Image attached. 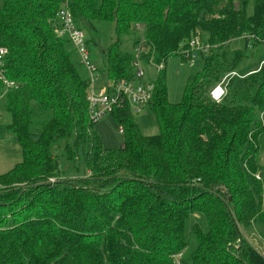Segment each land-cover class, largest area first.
I'll use <instances>...</instances> for the list:
<instances>
[{
	"label": "trees",
	"instance_id": "1",
	"mask_svg": "<svg viewBox=\"0 0 264 264\" xmlns=\"http://www.w3.org/2000/svg\"><path fill=\"white\" fill-rule=\"evenodd\" d=\"M1 2L5 75L17 86L0 109L22 159L0 174V264H175L178 253L180 264H264L244 235L264 232V57L255 68L247 60L264 46V0ZM62 3L81 30L111 25L114 39L101 52L109 80L133 79L142 37L141 59L163 61L147 104L157 133L143 134L126 105L110 114L121 146H103L89 120V79L57 33ZM194 36L209 45L202 69L171 103L167 58ZM233 71L242 76L215 102L210 90ZM191 213L207 228L195 223L188 236Z\"/></svg>",
	"mask_w": 264,
	"mask_h": 264
},
{
	"label": "rangeland",
	"instance_id": "2",
	"mask_svg": "<svg viewBox=\"0 0 264 264\" xmlns=\"http://www.w3.org/2000/svg\"><path fill=\"white\" fill-rule=\"evenodd\" d=\"M0 0V5H1ZM96 31H93L90 26L83 27L82 31L86 40L88 41V54L90 61L98 68V86L105 83L106 72L104 70V56L101 53L106 49L107 45L114 39V34L111 25L96 24ZM140 35V31H137ZM133 36V35H132ZM133 38L126 37L123 40L122 48L127 51H131V44ZM235 44L238 47L243 46V41L237 40ZM133 48V47H132ZM264 46L259 45L255 49L251 50V56L248 57V61L251 63L252 68H255L257 63L263 55ZM72 61L75 63L79 73L82 77L88 78V72L85 66L81 63L79 54L74 51L71 55ZM203 60L201 57L195 58L190 61L188 58L182 55H171L167 58L165 64V80L167 88V98L171 103H177L181 101L185 81L189 75L195 74L202 69ZM145 68V79L153 73V64L144 65ZM153 68V69H152ZM241 75V73H239ZM3 98V97H2ZM2 98L0 99V105L2 108ZM2 102V104H1ZM135 121L139 124L143 134L153 135L157 133V126L154 116L147 111V106L138 114H133ZM264 118V117H263ZM0 174L10 170L15 164L19 163L22 159V150L19 144L13 139L11 132L7 126L10 123V115L8 112L0 109ZM93 127L98 133L103 146L105 148H117L121 146L123 137L118 131L121 128L117 122L111 117L110 114H106L101 119L93 123ZM264 142V140H263ZM260 162H264V147L260 155ZM197 223L203 229L207 228L205 217L201 213H191L188 215L186 220L185 231L189 236V231L193 224ZM245 237L257 248V250L264 255V232L259 230L257 227L254 228L250 233H244ZM196 240L194 237H190V243L186 250L187 255L195 248ZM184 252V254L186 253Z\"/></svg>",
	"mask_w": 264,
	"mask_h": 264
},
{
	"label": "built area",
	"instance_id": "3",
	"mask_svg": "<svg viewBox=\"0 0 264 264\" xmlns=\"http://www.w3.org/2000/svg\"><path fill=\"white\" fill-rule=\"evenodd\" d=\"M59 28L57 33L65 36L75 51L79 54L82 64H84L89 72V92H88V114L91 123L101 119L106 114H111L114 109L129 106L132 114L140 113L148 102L151 100L154 91V79L156 74L163 68V61L154 62L152 58L145 63L141 57L147 54L148 50L144 44L142 37L137 46L133 49L135 58L131 63L134 75L133 79L122 78L117 81H111L107 78L105 83L101 86L97 85L98 82V68L94 65L88 54L86 38L81 29H79L73 20L72 14L66 3H62L56 13ZM264 42V40H263ZM208 43L201 40L199 36L192 37L187 47L184 48L182 56L193 61L199 57V54L206 53L208 50ZM7 49L0 46V83L3 86V92L0 94V99L5 92L17 86L16 82L9 80L5 75L4 59ZM153 64V73L145 79L144 65ZM232 76H242L238 72L233 71L223 76L219 82L210 90L209 95L215 102H220L226 94V85L228 79ZM1 122V119H0ZM122 134V128L118 130ZM53 179H50L52 181ZM183 253H178L175 257V264H180V259Z\"/></svg>",
	"mask_w": 264,
	"mask_h": 264
},
{
	"label": "crops",
	"instance_id": "4",
	"mask_svg": "<svg viewBox=\"0 0 264 264\" xmlns=\"http://www.w3.org/2000/svg\"><path fill=\"white\" fill-rule=\"evenodd\" d=\"M70 47H69V49H71L72 50V52L74 53V51H73V47L71 46V45H69ZM74 63V62H73ZM82 63V62H81ZM75 64V63H74ZM83 66H85L84 64H83ZM76 69H77V67H76ZM85 69L87 70V68H86V66H85ZM77 71H78V69H77ZM79 72V71H78ZM87 72H88V70H87ZM81 75V74H80ZM82 76V75H81ZM88 77H89V72H88ZM97 85H99L98 84V82H97Z\"/></svg>",
	"mask_w": 264,
	"mask_h": 264
}]
</instances>
